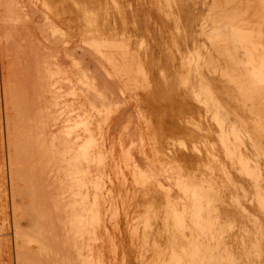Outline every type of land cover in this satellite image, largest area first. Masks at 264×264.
<instances>
[{"label":"rangeland","instance_id":"rangeland-1","mask_svg":"<svg viewBox=\"0 0 264 264\" xmlns=\"http://www.w3.org/2000/svg\"><path fill=\"white\" fill-rule=\"evenodd\" d=\"M264 0H0V264H264Z\"/></svg>","mask_w":264,"mask_h":264},{"label":"crops","instance_id":"crops-1","mask_svg":"<svg viewBox=\"0 0 264 264\" xmlns=\"http://www.w3.org/2000/svg\"><path fill=\"white\" fill-rule=\"evenodd\" d=\"M263 71H264V67H263V69H262ZM264 79V78H263Z\"/></svg>","mask_w":264,"mask_h":264}]
</instances>
